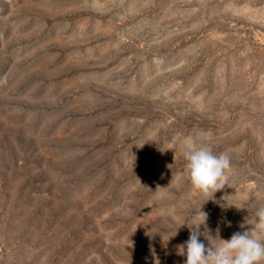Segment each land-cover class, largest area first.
Wrapping results in <instances>:
<instances>
[{
    "label": "rangeland",
    "instance_id": "374dc122",
    "mask_svg": "<svg viewBox=\"0 0 264 264\" xmlns=\"http://www.w3.org/2000/svg\"><path fill=\"white\" fill-rule=\"evenodd\" d=\"M261 206L264 0H0V264H184L201 207L219 242Z\"/></svg>",
    "mask_w": 264,
    "mask_h": 264
},
{
    "label": "clouds",
    "instance_id": "9594fccd",
    "mask_svg": "<svg viewBox=\"0 0 264 264\" xmlns=\"http://www.w3.org/2000/svg\"><path fill=\"white\" fill-rule=\"evenodd\" d=\"M181 152L186 161L185 175L193 190L206 198L205 203L213 200L215 193L225 186L231 187V157L227 152L216 154L206 133L187 138L181 145ZM255 215L256 220L248 230L235 232L228 240L219 238L217 242V236L210 234L207 213L201 207L190 223L179 224L178 229L187 226L190 235L185 243L176 246V254L186 257L184 264H264V206L259 207ZM216 231L218 235L219 228ZM201 236L207 245L200 240Z\"/></svg>",
    "mask_w": 264,
    "mask_h": 264
}]
</instances>
